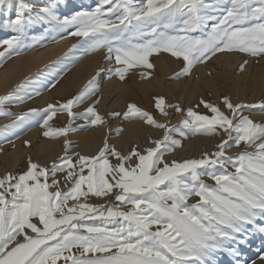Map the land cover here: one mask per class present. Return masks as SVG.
Here are the masks:
<instances>
[{"label":"snow or ice","instance_id":"snow-or-ice-1","mask_svg":"<svg viewBox=\"0 0 264 264\" xmlns=\"http://www.w3.org/2000/svg\"><path fill=\"white\" fill-rule=\"evenodd\" d=\"M65 3L0 0L15 4L14 16L0 21V29L14 33L0 37V63L46 39L26 42L31 26L47 24L45 33L78 38L61 57L0 94V116L13 117L0 125V135L35 121L44 137L63 138V155L50 163L29 156L23 171L0 176V264H247L242 253L249 229L264 234V98L233 101L224 94L218 103L201 96L185 109L155 95L154 109L164 120L129 103L108 116L161 131H145L143 143L129 141L126 150L106 136L94 154L73 152L68 134L80 116L81 128L106 123L97 110L105 73L123 81L130 71L145 69L140 77L147 79L155 69L150 57L165 55L182 61L170 77L177 80L218 55L240 53L259 62L264 0H97L67 14L60 11ZM97 52L113 66L95 69L75 93L43 107H9L40 96L26 89L45 73L55 89L69 70L66 58ZM248 64L243 59L238 71ZM201 105L208 111H199ZM168 109L182 114L178 123L167 119ZM65 114L67 123L54 127V118ZM194 135L215 140L211 150L176 158Z\"/></svg>","mask_w":264,"mask_h":264},{"label":"rangeland","instance_id":"rangeland-1","mask_svg":"<svg viewBox=\"0 0 264 264\" xmlns=\"http://www.w3.org/2000/svg\"><path fill=\"white\" fill-rule=\"evenodd\" d=\"M26 2L36 3V4L39 5V4L46 3L47 0H26ZM96 2H97V0H66V3L64 5H61L60 11L62 13H66L67 14V13H70L71 11L80 10L81 8L94 7ZM14 14H15V4H13V6L11 8H9V6L7 4L0 5V21H3L4 19L11 18V17L14 16ZM47 27H48L47 24H43V25L31 26V27L27 28L26 29V42H31V38L32 37H39L41 35L46 36V39H44L41 44H36L32 48L26 49V50L22 51L21 53H28L30 51H34V50H37V49L41 48L45 44L54 41L52 39L53 36L55 37V40L60 38L61 36L66 37L68 39V41H69L67 49L72 44L76 43L77 40H78V38L70 36L68 34V32H64V33H61V34L50 33V32L49 33H45L44 30ZM11 34H14V33H11L10 30L0 29V37L8 36V35H11ZM67 49L64 50L63 52H61L55 58H52L48 62H46L43 65L39 66L38 68L32 70L27 75L19 78L18 80H16V82H14V84L11 83L10 86L7 89H4L3 91H1L0 94H4L6 91H8L11 88H13L17 83L22 81L26 76H29L30 74L36 73L38 70L43 69V67L45 65L49 64V62L55 61L58 57H61L67 51ZM103 54H104L103 52L87 54V55L82 56L78 61H74L71 57L66 58L63 61V64L68 65L69 70L66 73H63V78L66 79V77H68V76L73 74V76H74L73 79L66 81L65 79L62 78V80H61L62 82L60 83V85H58V87H56V88H59V90L56 89V88L55 89H51V88L48 87V85L46 83V81L48 80L49 77H48V74L45 73L44 75H41L39 78L34 79L33 84L28 89H26V91H29V92H31L33 89L38 90L41 93L40 96H35L32 100L26 101L24 104H14V105H10L9 107L14 112L23 111V110H26L29 107H43L45 105V102H44V105L42 104V106H41V105L38 104V100H39V97H41L45 93H46L45 96H43L44 97V101L46 99H48V97H49L48 95H51L49 97L50 100L48 99V101H46V103L47 102H54L56 99L67 97V96L75 93L78 89H80L84 85V83H86V81L89 79V76L84 77V78L83 77H79L80 75L78 76L75 73H73V71L75 70L74 68H76L77 64L84 57H87V56L89 57L91 55H99L100 56V62H101V64L104 65V63L106 64L107 61H104L102 59ZM76 55L80 56V53L77 52ZM14 56H16V55H13L12 57H14ZM167 56H169V55L160 56V57H156V56L150 57V62L155 64L154 71H156L157 68H158V70L162 69L161 71L157 70L156 73L154 72L153 76H157V78H159V80L161 79L160 82L161 83H165V85L166 84H171L172 82H175V81L177 82V79H171L170 77L172 76V74L175 71H178L179 68L182 66V61L180 59L173 58V57H170V56L167 57ZM12 57H10V58H12ZM10 58H7V59H5L3 61V63H0V67L4 64V62L6 60H8ZM167 58L169 60H167ZM243 59H248L249 60V64L252 65V66H257V67L258 66L259 67H261V66L263 67L264 66V58L260 59L259 62H257L256 58L246 57V56H243L240 53L218 55L217 57L213 58V60H212V61H215V62L217 60L215 65H214L215 62H212V61L207 62L205 64L196 65V66H194V69H193V72H192L191 76H189V77H181L180 79H182V80L186 79V80H184L185 82H187V80L188 81L191 80V81H189V83H191V82H194L196 80L200 81V80H202V78L205 79V78L214 77L215 73L217 75L218 74L222 75L224 78H226L227 76H231V74L232 75H242L244 72L238 71L237 66H238L239 63L242 62ZM172 61L174 62V64H172L173 63ZM166 62H167V64H166ZM157 63H159V64H157ZM225 63H228L229 65L227 66ZM109 65H110V62H109ZM158 65L159 66L161 65L162 68H161V66L159 68ZM110 66H113L112 63H111ZM110 66H108V67H110ZM197 66L198 67L203 66L204 68L202 67V70H201ZM52 67H53V69L59 70L62 67V65L53 64ZM174 67H177V68L175 69ZM228 67H229V69H228ZM212 68L214 69V71H213ZM230 68H231V70H230ZM199 69H200V71H199ZM144 70L145 69H135V70L130 71L126 75L125 80H123V82L125 81L124 83L127 86H129L128 88L130 90V93L132 91H134L133 95H132L133 92L131 94H129L130 96L132 95L133 98H132L131 101H129V100L131 99L132 96L126 98L123 102H121V105L117 106L115 109L109 110L110 112L114 111V110H117V109H118L117 111L123 112V111L126 110L127 105L129 103H135L138 107H141V108H143L145 110H148V111H152L154 113V115H156L157 119H159V120H162V118L166 119L165 117L161 116L158 113V111H156L154 109L153 96H155V95H163V96L166 97V102L167 103H170V104L180 103V105L183 108H185V109L187 107H190V106H195L196 103L198 102V98L201 97V96H203L207 100L215 101V102H218V103L220 101V97L222 95H224V94H228L229 96L231 95V98L233 99V101L244 100V101H247V102H254V101L260 100L261 98H264V95H259L258 97L257 96L254 97L253 96V99L254 98L255 99L252 100L250 98V95L247 92L244 93V94L238 95V96H235L233 94H229L227 91H225L226 90V87H225L226 84L224 82H223L222 86L217 89L218 91H214V92L211 91L210 92L207 89L200 88V89H197V91H195V93L193 91V94H192V96L190 98H186V97L181 96V95L179 96L177 92L175 94L174 93L175 90H173L170 87H166L164 84H162L163 85L162 86L159 83H156L155 81L152 82L153 80H152L151 77H150L151 79L149 78L150 80L148 78L147 79H141L140 72L144 71ZM229 70H230L231 73L229 72ZM199 72H201V75H199ZM209 72L212 73L211 76L208 75ZM166 75H167V77H166ZM75 76H77V78ZM197 76L199 78H197ZM103 77H106V78L115 77L116 79L120 80L118 76H108L106 73L103 75ZM165 79L167 81H169V83L165 82L166 81ZM180 79H178V81ZM134 80L137 83L133 84L135 82ZM139 81H142L141 84L139 83ZM146 81L147 82L149 81V83H147ZM72 82H73V85H72ZM151 82H152V84L154 86V89H153V87H151V88L147 87L148 85H150ZM145 83H147L148 85H146ZM138 84H140L141 87L137 86ZM155 86L157 88H155ZM101 87H102V80L100 82V90H101ZM158 87L160 88L162 94L159 91ZM46 88H48V90H45ZM131 88H133V89L131 90ZM165 88H166L167 91L165 90ZM139 89L143 91L142 94H141ZM144 90H148L149 93L147 91H144ZM137 91H138V93L136 94ZM168 92L173 97L171 95H167ZM60 93L63 94V97H62V95ZM100 93H101V91L99 92V95H100ZM135 94H136V98L134 96ZM178 97H179V99H178ZM140 99L142 101H140ZM126 100L129 101V102H127ZM138 100H139V102H138ZM140 102H142V103H140ZM84 106H86V105H84ZM84 106H81V108H79L77 110L78 111H82ZM221 107H223L222 104H221ZM107 111H106V117L109 118L107 120L109 122L110 118L112 119V117L108 116V113H110V112L107 113ZM168 111H169L170 115H169V117L167 119L170 122L172 121L171 122L172 124L178 123V121L180 120V117H181L182 114L178 113V116L174 118L173 113L175 112V110L174 109H168ZM199 111L207 112L208 110L205 109L201 105L200 108H199ZM253 115H254L255 118L259 119L262 114L259 113V112H255V113H253ZM11 119H13V117L0 116V125L8 123L9 120H11ZM171 119H174V121L171 120ZM130 121H132V122L135 121V123H137V122L142 123L139 120H130ZM54 122L55 123L52 122L54 127H62V126H64L67 123V117H66L65 121H60V120H55L54 119ZM128 122L129 121L122 122L121 120L117 119V122L111 127L112 131H109L108 134H107L110 139L115 138V137L119 138L118 141L116 140L114 142V141L111 140L110 143H112V144L116 145L118 148H121V149H124V150L127 149V147L129 146V141H132V138L127 136V134H122L121 133L120 135H117L116 132H115V129L118 128V127H123V123L125 124V123H128ZM84 123H85L84 117L80 116V117L76 118V120L73 122L72 126L83 133V132H85V131H87L88 129L91 128V126L81 128L80 125H82ZM43 131L44 130L39 127L37 122L29 121L23 128L16 129L14 131V133H9V134H6V135H0V176L4 175L5 172H7V171H12V172L23 171L26 168V160H27V158L29 156H31V158L33 160H35V161H39L41 163H50L56 157L63 155V144L61 145V148H60L59 151L52 152L50 155L48 154L49 156L47 155L45 158L44 157H40L38 155L39 154V150H38V147H37L38 146V143H37L38 140L43 139V138H50V139H62V141H63L62 137H44L43 134H42ZM71 134H72V132L68 134V139L72 141V144H73L72 151L73 152H81V153H84V154H94L96 152V149H94V151L92 150L91 152L90 151L86 152V150H83V148L79 146V140L77 138H72ZM195 136L196 137H202V136H199V135H194V136L187 137L183 141V147L182 148L187 146L186 141L188 139L191 140V138H194ZM203 138L205 140L202 139L201 144H200V141H197L198 143H194V144L188 145L185 150L178 151L179 150L178 149L174 153L175 157L176 158H181V159L182 158H188V157L198 156L200 154V152L203 151V150H206V149L207 150H211L212 145L215 142V140L209 139V138H205V137H203ZM25 140L30 141V144L26 145L24 143ZM193 142H195V141H193ZM11 150H15L16 153L13 156L11 155V157H10V155H6V154H9V152ZM231 151L235 152V151H237V149L233 148V149H231ZM109 199H111V198H109ZM92 203H103V201L102 200H98V199H93ZM249 232H250L249 243L243 246L244 251L242 253V258L247 262V264H253V262H254V264H257V263L262 261L260 259V257L264 256V234H261V233H258V232H254V231L251 230V228L249 229ZM221 259H224V258L221 257Z\"/></svg>","mask_w":264,"mask_h":264},{"label":"bare ground","instance_id":"bare-ground-1","mask_svg":"<svg viewBox=\"0 0 264 264\" xmlns=\"http://www.w3.org/2000/svg\"><path fill=\"white\" fill-rule=\"evenodd\" d=\"M68 44H69V41L66 37H63V38L60 37V38H58V39H56L50 43L45 44L44 46H42L41 48H39L37 50L30 51L28 53H20L19 55H16V56L6 60L4 62V64L0 67V92L3 91L4 89H7L11 83L14 84V82H16V80H18L19 78L27 75L29 72L38 68L39 66L43 65L44 63L48 62L52 58H55L57 55H59L61 52H63L64 50L67 49ZM167 57H169V56H167ZM167 60H169V59L167 58ZM167 62H166V64H167ZM212 62H215V61H212ZM216 62H217V60H216ZM216 62L214 63V65L216 64ZM157 64H159V63H157ZM172 64H174V62ZM225 64L227 66L229 65L228 63H225ZM110 65H111V63H110ZM110 65H109V62H106V64L104 63V65L101 64L99 55H91L89 57L88 56L84 57L77 64L76 68H74L75 70L73 71V73H75L78 76L80 75L79 77L84 78V77L89 76V78H90V76L94 73L95 69H97L98 67L108 68V66H110ZM160 66H159V68H160ZM202 67L203 66L198 67V68H200L202 70ZM161 68H162V66H161ZM174 68L176 69L177 67H174ZM200 69H199V71H200ZM228 69H229V67H228ZM157 70H158V68H157ZM161 70H158V71H161ZM230 70H231V68H230ZM230 70H229V72H230ZM156 71H154V72L156 73ZM213 71H214V69H213ZM199 75H201V72H199ZM214 75H215L214 77L205 78V79L202 78V80H200V81L196 80V81L191 82V83H189V81H191V80H189V81L187 80V82H185L184 80H186V79H184V80L180 79L179 81L177 80V82L175 81V82H172L171 84L165 85V83L160 82L161 79L159 80V78H157V76L151 77L153 80V81L152 80L151 81L152 82L155 81L156 83H159L160 85L164 84L166 87H170L173 90H175L174 91L175 94L177 92L179 96L181 95V96H184L186 98H190L193 94V91L195 93V91H197V89H200V88L207 89L210 92L211 91H213V92L218 91L217 89L222 86L223 82L226 84L225 85V87H226L225 91H227L229 94H233L235 96H238V95H241V94H244L247 92L250 95V98L252 100H254L255 98L253 99V96L258 97L259 95H264V66L263 67L262 66L257 67V66H252V65L248 64L246 71H244V73L242 75H232L231 74V76H227L226 78H224L222 75H219V74L217 75L216 73ZM73 77L74 76L72 74V75L66 77V79L65 78H63V79H65L67 81V80L73 79ZM75 77L77 78V76H75ZM166 77H167V75H166ZM197 78H199V77L197 76ZM101 80H102V87L100 90L101 93L99 95L101 97V102L99 105H97V110L101 115H103L105 117L106 123L103 126H99V125L91 126L90 129H88L87 131H85L83 133L79 130H76L75 132H72V134H71L72 138H77L79 140V146L82 147L83 150H86V152L87 151L91 152L92 150L94 151V149L97 150V148L101 145L103 139L106 136L108 137L107 134H108L109 130L111 129V127L117 122V119H113V118L112 119L110 118V120L108 122L107 120L109 118L106 117V111L108 110L107 111V113H108V112H110L109 110L115 109L117 106L121 105V102H123L126 98L131 97L134 94V91H132L133 92V93L131 92L132 95L131 96L129 95V94H131L130 90L128 88L129 86H127L124 83L125 81L124 82L120 81V80L116 79L115 77H110V78L102 77ZM141 82L142 81H139L140 84H141ZM152 82L150 83V85L147 84V83H149V81L145 84L148 85L147 87H149V88L153 87V89H154ZM165 82L169 83V81H167V80ZM135 83H137V82L135 81L133 84H135ZM140 84H138L137 86L141 87ZM72 85H73V82H72ZM155 88H157V87L155 86ZM56 89L59 90V88H56ZM132 89L133 88H131V90ZM148 90H144V91L148 92ZM165 90H166V88H165ZM159 91L161 92L160 88H159ZM140 92L142 94L143 91L140 90ZM169 92L167 95H171ZM137 93H138V91L136 92V94ZM45 94H43L41 97H39L38 104L41 106H42V104L44 105V102L46 104V101H48L49 97L51 96V95H48L49 96L48 99H46L44 101L43 96H45ZM60 94L63 97V94L62 93H60ZM136 94L134 95L135 98H136ZM161 94H162V92H161ZM132 98H133V96L131 97V99L129 101H131ZM178 99H179V97H178ZM129 101H127V102H129ZM140 101H142V100L140 99ZM138 102H139V100H138ZM140 103H142V102H140ZM117 110H115V111H117ZM173 116H174V118L177 117L178 113L174 112ZM66 117L67 116L65 114V115H59L58 117H56L54 119L60 120V121H65ZM163 119L164 118H162V120ZM171 120L174 121V119H171ZM55 122L53 121V123H55ZM140 122H142V121H140ZM123 128L125 130L122 134H127V136L132 138V141L138 142L141 144L143 143L142 136H143L145 131H152L154 134H157V135L160 132V130H156V129H146L143 126V123H139V122L135 123V121L134 122L129 121L128 123H125V124L123 123ZM202 139L205 140L203 137H196L195 136L194 138H191V140L188 139L187 141L186 140L185 141H186V144L188 146L190 144L198 143L197 141H200V144H201ZM109 140L110 141L112 140L115 142L116 140L118 141L119 138H117V137L112 138V139L109 138ZM193 141H195V142H193ZM37 143H38L37 147L39 150L38 155L40 157H44V158L48 154L50 155L52 152L59 151L61 148V145L63 144L62 139H50V138L40 139V140H38ZM187 146L182 148V149L180 148L178 151L185 150L187 148ZM15 153H16L15 150H11L9 152V154H6V155H10V157H11V155L13 156V155H15ZM257 264H264V262L261 261Z\"/></svg>","mask_w":264,"mask_h":264}]
</instances>
